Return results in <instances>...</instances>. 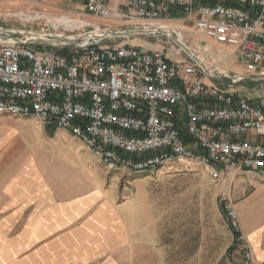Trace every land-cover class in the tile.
Returning <instances> with one entry per match:
<instances>
[{"label":"built area","instance_id":"2783aa9c","mask_svg":"<svg viewBox=\"0 0 264 264\" xmlns=\"http://www.w3.org/2000/svg\"><path fill=\"white\" fill-rule=\"evenodd\" d=\"M85 11L119 29L103 25L87 38L97 27L80 17L35 9L0 17V114L70 131L110 170L203 167L224 187L242 264H264L230 194L238 173L264 179V105L235 86L264 81V0H87ZM138 34L164 47L116 41ZM230 60L251 75L222 65Z\"/></svg>","mask_w":264,"mask_h":264},{"label":"crops","instance_id":"0c3cea01","mask_svg":"<svg viewBox=\"0 0 264 264\" xmlns=\"http://www.w3.org/2000/svg\"><path fill=\"white\" fill-rule=\"evenodd\" d=\"M86 2L0 0V17L6 11L35 9L119 29L88 14ZM135 44L142 45L143 40ZM46 131L52 148L48 164L32 156L26 165L10 161L8 152L19 145H38V138L45 136L32 133L23 140L15 132L0 130V264H242L236 231L230 225L228 247L232 245L233 255L218 254L215 209L206 232L186 234L181 217L175 240L170 239L166 212L151 189L135 184L136 179L124 178L120 185L70 131L55 125ZM158 169L164 173L172 168ZM128 182L133 186L126 190ZM249 189L243 187L232 199L255 259L264 261V211L258 213Z\"/></svg>","mask_w":264,"mask_h":264},{"label":"rangeland","instance_id":"374dc122","mask_svg":"<svg viewBox=\"0 0 264 264\" xmlns=\"http://www.w3.org/2000/svg\"><path fill=\"white\" fill-rule=\"evenodd\" d=\"M34 10V9H31ZM45 12V11H43ZM47 13V11H46ZM112 22V21H110ZM114 23V22H112ZM19 26L16 20L9 22V25ZM43 24H33L36 30H40ZM193 40L203 41L207 39L205 36L194 35ZM136 40H143L141 45L142 49L149 50L151 48H162L163 40L161 37L147 36L145 34H138L132 36L130 39L117 38V42H129L135 45ZM145 42V43H144ZM189 44L195 45L194 41H189ZM216 48L223 47L215 43ZM264 50V45H263ZM46 50L54 51L51 47H45ZM227 52V50H225ZM228 67L232 72L243 73L250 76L251 73L245 70L243 67L238 65L234 61H228L222 64ZM214 82L220 85L219 81L214 79ZM236 88L242 89L245 93L251 94L255 102L264 105V81L255 82L248 78L246 81L236 84ZM17 116L11 114H0V130H7L15 132V135L21 136L23 140H29L26 136H31L35 133L36 136L43 135L45 139H39L38 145L26 144L19 145L11 149L8 152V159L12 162H18L28 164L29 158L32 156L39 159L44 164H48V161L52 155L51 151V139L46 131V127L39 124L33 119L16 118ZM48 129V128H47ZM40 133V134H39ZM24 161V162H23ZM158 170H149L143 172H134L130 169H116L109 170L110 176L114 179L118 178L120 185L123 179L127 178L135 180V184H139L148 190L151 189L156 203L163 208L166 212L168 219V230L170 232V239H174L173 235L176 234L177 219L183 217L185 219V232L196 233L206 232L208 230V222L212 219V212L216 211L217 219V232H218V254L225 253L224 257L233 255V247L230 244L228 247V225L229 221L226 216L224 206L220 193L224 190L220 184L215 182L211 175L201 166L192 165L187 167L186 164L175 163L172 169L162 173ZM238 175H240L238 177ZM236 176L239 178L235 184L234 180ZM233 186V196L236 198L237 194L242 190L243 187L252 185L253 194L250 195L249 199L254 204V207L258 210V213L264 211V186L260 183H264V179L259 178L255 172L246 174L238 173L230 179ZM133 186L132 183H127L126 190ZM222 188V189H221ZM211 215V217H209ZM240 217V216H239ZM240 219V218H239Z\"/></svg>","mask_w":264,"mask_h":264},{"label":"bare ground","instance_id":"6f19581e","mask_svg":"<svg viewBox=\"0 0 264 264\" xmlns=\"http://www.w3.org/2000/svg\"><path fill=\"white\" fill-rule=\"evenodd\" d=\"M161 27H166V28H171L172 26H160ZM174 27H177V26H174ZM101 35V30H100V27H97L95 31L87 34V38H90V37H97V36H100ZM179 42H181L180 40H178ZM201 60H203V56H199Z\"/></svg>","mask_w":264,"mask_h":264},{"label":"water","instance_id":"95a60500","mask_svg":"<svg viewBox=\"0 0 264 264\" xmlns=\"http://www.w3.org/2000/svg\"><path fill=\"white\" fill-rule=\"evenodd\" d=\"M117 34H121V33H117Z\"/></svg>","mask_w":264,"mask_h":264},{"label":"trees","instance_id":"16d2710c","mask_svg":"<svg viewBox=\"0 0 264 264\" xmlns=\"http://www.w3.org/2000/svg\"><path fill=\"white\" fill-rule=\"evenodd\" d=\"M237 234V233H236Z\"/></svg>","mask_w":264,"mask_h":264}]
</instances>
